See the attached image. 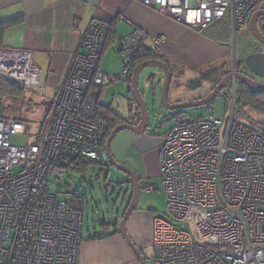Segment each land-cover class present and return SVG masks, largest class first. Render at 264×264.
I'll use <instances>...</instances> for the list:
<instances>
[{
    "label": "built area",
    "instance_id": "1",
    "mask_svg": "<svg viewBox=\"0 0 264 264\" xmlns=\"http://www.w3.org/2000/svg\"><path fill=\"white\" fill-rule=\"evenodd\" d=\"M128 1L195 32L226 17L232 32H239L264 5V0ZM110 33L108 24L88 26L32 143L28 122L0 116V264L80 263L86 197L73 193L61 200L49 184L78 171V158L109 165L102 146L107 127L98 112L110 87L121 81L100 70ZM148 39L159 50L168 42L142 31L132 34L123 50L124 76ZM2 80L43 96L41 71L28 52L0 48ZM230 92L235 106V81ZM235 118L234 110L227 123L210 116L180 124L164 138L157 161L166 215L153 219V264H264V133ZM14 137L26 138V145H13Z\"/></svg>",
    "mask_w": 264,
    "mask_h": 264
},
{
    "label": "crops",
    "instance_id": "2",
    "mask_svg": "<svg viewBox=\"0 0 264 264\" xmlns=\"http://www.w3.org/2000/svg\"><path fill=\"white\" fill-rule=\"evenodd\" d=\"M86 1L87 5L84 0H0V25H5L0 48L32 55L34 66L41 71L43 96H49L50 101L63 85L70 63L80 49L82 35L92 24L111 26L100 63L103 73L121 78L111 87L121 82L125 87H131L129 78L123 75L126 67L123 50L130 45V37L137 31L145 32L149 37L164 36L168 42L160 50L150 39L142 48L153 50L172 66L181 67L188 79L218 64L231 48L227 37L200 34L134 1ZM12 21L15 23L8 24ZM164 138L144 135L135 141L150 180L160 177L157 153ZM156 216L160 215L155 211L136 210L127 223L128 237L143 256L149 247L152 248ZM88 231L86 235L83 230L79 264H139L119 229L108 225L104 232L111 236L104 240H89L94 232Z\"/></svg>",
    "mask_w": 264,
    "mask_h": 264
},
{
    "label": "rangeland",
    "instance_id": "3",
    "mask_svg": "<svg viewBox=\"0 0 264 264\" xmlns=\"http://www.w3.org/2000/svg\"><path fill=\"white\" fill-rule=\"evenodd\" d=\"M200 34H212L217 37H227L230 40V50L227 57L230 69L237 61L240 62L241 56L247 47V27L241 31L233 33L228 17L212 25L209 29L199 32ZM157 74L161 84L156 87L148 82V77ZM199 80V79H198ZM163 75L157 69H149L142 73L140 78V90L146 101L150 121L145 136L153 139H162L176 126L192 121H197L206 117H215L227 123L231 114L235 110L236 124H242L255 128L264 133V95L251 96L244 89L236 87V103L233 105L230 85L207 107L188 110L187 116L173 120L169 118V113L165 112L161 106V89ZM158 80H156V84ZM109 94L105 99V107L111 108L121 119L118 123L128 121L136 122V112L134 103L131 102L130 88L121 82L114 87H110ZM156 89V90H155ZM208 87L205 86L195 95L178 97L182 102L193 100L195 96H204ZM173 90V89H172ZM171 90V92H172ZM156 93V94H155ZM23 99H4L0 107L3 118H12L26 121L32 128V137L40 132L41 127L47 121L49 110V96H39L32 92L25 91ZM173 94V93H172ZM170 94V103H175V97ZM106 126L115 129L120 124H111L106 121ZM137 137L130 131H123L114 139L112 143V155L115 161L133 171L140 180V200L136 210L155 211L160 216L166 215V201L163 196V185L160 177L148 179L146 174L143 155L135 146ZM26 138H12V144L22 147L26 145ZM18 173V169H16ZM129 178L111 165L90 164L88 171L80 173L78 171L67 172L62 181L52 179L49 187L52 193L59 195L61 200H66L69 193H79L86 197L84 233L102 232L103 223H107L110 228L119 229L122 218L133 196V188L127 185ZM152 184L159 188L156 192H147L145 186ZM99 211L100 216L95 212ZM144 258L146 264H153L154 250L149 247Z\"/></svg>",
    "mask_w": 264,
    "mask_h": 264
},
{
    "label": "water",
    "instance_id": "4",
    "mask_svg": "<svg viewBox=\"0 0 264 264\" xmlns=\"http://www.w3.org/2000/svg\"><path fill=\"white\" fill-rule=\"evenodd\" d=\"M259 12L255 13L253 15V18L251 20V30L253 32V35L256 39L259 40V42L264 46V36L258 33L257 27H256V17L259 16ZM248 64L252 70L259 75L260 77L264 78V56L257 55L252 56L248 58ZM149 69H157L160 71L163 75V81H162V89H161V106L163 110L169 114L176 113L178 117H181L183 115L182 111H188L191 109H197L202 107L209 106L216 98L217 96L233 81H240L247 84L250 88H252L257 94L261 95L264 94V85L258 84L256 82H252L250 80H247L243 76L239 74H230L228 75L220 84L214 88L212 93L202 100H196V101H188V102H178V103H170L169 101V93L171 91L172 86V80H173V74L171 72V69L169 68L168 64L165 63L162 60H150L146 61L140 65H138L132 74V80H131V87H130V94H131V102L134 103V110L136 112V122L139 121V124L137 126H133L128 124V121H125V124L117 126L111 133L109 139L106 142L105 145V151L106 156L109 162V165L116 168L118 171L124 173L129 180L127 181V185L133 188V196L130 201V204L128 205L126 212L122 218V221L119 226V233L120 235L125 239L131 250L136 255L139 264H146L145 258L140 250H138L127 234V223L132 216V214L136 211L139 200H140V180L136 176V174L127 169L124 166L119 165L113 155H112V143L114 139L123 131H130L133 134H135L137 137L144 136L146 134V130L149 125L150 121V115L148 111V107L146 104V101L144 99V96L140 90V78L144 71ZM156 80H158V83L156 84ZM148 82L151 83L153 86H157L158 84H161V80L158 77L157 74H153L148 77ZM190 87L192 90H198L203 87V84L198 79H192L190 81ZM156 90V89H155ZM156 94V93H155ZM181 114H179V113ZM169 115V116H171ZM170 118V117H169Z\"/></svg>",
    "mask_w": 264,
    "mask_h": 264
},
{
    "label": "flooded vegetation",
    "instance_id": "5",
    "mask_svg": "<svg viewBox=\"0 0 264 264\" xmlns=\"http://www.w3.org/2000/svg\"><path fill=\"white\" fill-rule=\"evenodd\" d=\"M257 12H259L261 14H259V16L256 17V27H257L258 33L264 36V5L259 7V9L253 13V15ZM253 15H251V17L246 21V23L244 25V27H247V34H246L247 37H246V41H245L247 43V47L245 49V53L241 56L240 62L236 61L233 65L231 63V67H232L231 69H230V64H229L228 58H226L227 57V55H226L224 57V59H222L218 64H215L208 69L200 71L199 74L188 79L186 77L185 70L180 69L181 67L178 68L176 66H172L169 63H167L166 61L162 60L168 64V66L171 69V72L173 74V80H172L173 83L171 86V90L172 89L173 90H172V92L170 91V93H169V99H170V94H172V93H173L172 95L176 96V97H182V96H189V95L197 94L200 89H198V90H192L191 89L190 81L192 79H199L200 82L203 84V87L207 86L208 89H207V92L205 93L204 96H195V98L193 100H186V101H196V100L205 99L206 97H208L212 93L214 88L220 84V82H222L228 75L234 74V73L243 76L247 80H250L252 82H256L258 84L264 85V78L257 75L252 70V68H250V66L248 64V58H250L252 56H257V55L264 56V46L259 42L258 39H256L254 37L253 32L251 30V20L253 18ZM159 60H161V59H159ZM235 83H236V87H239L240 89H244V90L252 93L255 96L259 95V94H257V92H255L252 88H250L244 82L235 81ZM261 95L263 96L264 94H261ZM180 99L175 100L174 102L175 103L182 102ZM181 113L183 114V115H181V117L184 118L187 116L188 112L182 111ZM181 113H179V114H181ZM169 117L170 118H167L166 120L177 119L178 115L176 113H173ZM181 117H179V118H181ZM125 123L126 122H124V123L121 122L119 124L122 125ZM128 124L133 125V126H137L139 124V121L138 122H132V123L129 122Z\"/></svg>",
    "mask_w": 264,
    "mask_h": 264
},
{
    "label": "trees",
    "instance_id": "6",
    "mask_svg": "<svg viewBox=\"0 0 264 264\" xmlns=\"http://www.w3.org/2000/svg\"><path fill=\"white\" fill-rule=\"evenodd\" d=\"M14 23H15V21H12V22H9L8 24H14ZM4 26L5 25H0V37L2 36V34L5 30ZM212 34L215 35L214 33H212ZM217 38H226V36L220 37L218 35ZM159 59H161V58L158 57L156 52H154L153 50H150V49L142 48V46H141L140 49L138 50V52L135 54L134 63L131 66L130 71L127 75L130 83L132 80L133 71L138 65H140L146 61L159 60ZM25 91L26 90L23 87L15 84V83H12V82L7 81V80L0 81V107L2 106L4 99H14L15 101H20L21 99L24 98L23 97L24 95L22 94V92L24 93ZM246 92H248V91H246ZM248 93L251 96H255L250 92H248ZM0 116H2L1 113H0ZM98 116L102 121L105 122V120H106L109 123L115 124V125L121 121V119L117 116V114L114 110H112L111 108H106L105 106L99 110ZM113 130L114 129H111L110 127L106 128V134H105L103 144H102L103 150H105L106 142L109 139ZM76 164H77L78 172L85 173L88 171V167L90 166V164H97V163L90 161V160L78 158V159H76ZM71 194H73V193H69L68 195H71ZM107 227H108V224L106 222L102 224V228H107ZM109 236H111V235L104 232V231L94 232V234H91L88 237V239L89 240H104V239L108 238ZM83 240H84V237H83Z\"/></svg>",
    "mask_w": 264,
    "mask_h": 264
}]
</instances>
